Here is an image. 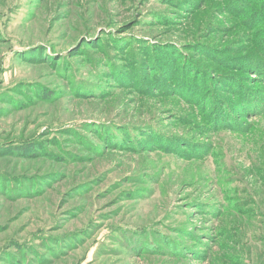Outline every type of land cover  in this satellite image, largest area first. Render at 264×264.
<instances>
[{"label":"rangeland","instance_id":"obj_1","mask_svg":"<svg viewBox=\"0 0 264 264\" xmlns=\"http://www.w3.org/2000/svg\"><path fill=\"white\" fill-rule=\"evenodd\" d=\"M0 264H264V0H0Z\"/></svg>","mask_w":264,"mask_h":264}]
</instances>
